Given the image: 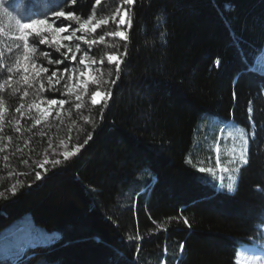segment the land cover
<instances>
[{
  "label": "trees",
  "instance_id": "obj_1",
  "mask_svg": "<svg viewBox=\"0 0 264 264\" xmlns=\"http://www.w3.org/2000/svg\"><path fill=\"white\" fill-rule=\"evenodd\" d=\"M5 7L21 23L63 20L59 12L109 18L90 51L103 62L98 85L107 84L109 98L93 105L91 84L67 131L71 157L42 158L35 103L5 83L11 64L0 65V233L30 214L59 234L9 264H236L240 247L264 241V73L253 67L264 50V0H5ZM121 8L130 12L126 40L109 35L119 31L112 19ZM109 55L120 58L119 70ZM232 119L248 134L252 121L254 137L229 193L206 160L214 164L210 147Z\"/></svg>",
  "mask_w": 264,
  "mask_h": 264
},
{
  "label": "rangeland",
  "instance_id": "obj_2",
  "mask_svg": "<svg viewBox=\"0 0 264 264\" xmlns=\"http://www.w3.org/2000/svg\"><path fill=\"white\" fill-rule=\"evenodd\" d=\"M125 13H127L125 19L129 23L121 26L119 21ZM61 19L63 20H60V18L43 20L47 23L43 25L36 24L26 29L28 51H25V41L16 39L20 35V29L16 23L17 20L6 12H0V42H5L7 49L6 52L3 49L4 46L0 45V65L3 66L5 63L11 64L13 73L10 81L13 80L18 87L28 91V95L32 98L31 100L35 105H39V108L36 107V120H39L40 123H36V126H38L45 139L44 150L41 154L45 160L59 155H65L68 152L70 137L67 131L69 130V126L77 121L76 119L79 117L78 109L80 107L77 108L76 105L79 104L81 106L82 99L89 93L92 87L91 84H94V87L97 86V89L91 94V99L97 91L102 93L101 97H97L98 101L103 100L105 103L109 98L107 84L98 85L103 73V62L90 54L92 45L98 41L95 39L94 34L99 27L94 32L77 30L75 36L71 40H68L65 37L71 36L74 29H79V25L67 24V19L64 17H61ZM105 19L109 22V18ZM112 20H117L118 26L120 27L119 31H125L128 36V28L130 25V12L128 9L121 8L118 10ZM97 21L99 20L94 17L91 23L95 24ZM22 24L31 25V23ZM49 25H51V28L48 27ZM61 27H67V31L56 33L52 30ZM80 36H84L85 40L81 41L79 39ZM35 39L38 41L46 39L48 43L45 44L43 41L41 43L46 47L54 49L56 53L54 54L41 48L34 42ZM54 40L59 41V43H54ZM77 44H79V51L76 50ZM41 53L46 54L48 59H45ZM65 53H67V56H65ZM85 53H87L86 56ZM73 54L76 56L74 61L70 59ZM26 56L27 60H25ZM81 59L85 60L84 64L80 63ZM51 61H63V63L55 64ZM33 64L37 67L42 66L47 68L48 72L41 73L40 77L32 79L31 68ZM24 67L29 68L28 73L23 71ZM253 67L257 72L264 73V50L254 62ZM65 69L68 71L66 72ZM53 72H56L55 77H52ZM26 74L30 77L28 83H24L23 80ZM48 77H52L53 83L51 85L48 82ZM58 77H63V79L59 83H55ZM41 83L44 84V90L38 92L36 90L40 87ZM65 84L73 88L72 93H68ZM26 88H32V90ZM53 88L56 90H52ZM34 89L36 90L34 91ZM58 91L60 92V97H51L52 93ZM43 92H49L50 95L43 96ZM77 96L80 97L79 100H77ZM53 99L57 101L64 100L65 103L62 106L59 104L49 106L48 101ZM94 102L97 101L94 100ZM99 104L101 103H97L96 105ZM45 108L50 113L46 118L42 116V110ZM219 119L212 120V123H218ZM86 120L87 118L84 121ZM251 130L252 132L248 134L245 127L239 126L232 119L222 127L221 132L217 135L216 141L210 147L213 151L214 164L208 158L206 160L208 164L207 171L212 178L218 180L219 188L223 191L229 192L227 190L228 183L234 185L235 191L239 170L244 165L241 162L240 154L243 152L244 158L247 160L249 138L254 137V124L252 121ZM211 133L212 131L209 134ZM194 159L195 161H199L196 157ZM262 231L264 235V227H262ZM58 236L59 234L56 230L46 229L36 225L31 215L27 214L17 219L0 233V264L15 262L20 256L25 254L31 245L47 244L57 239ZM236 264H264V241L258 245L240 247L236 254Z\"/></svg>",
  "mask_w": 264,
  "mask_h": 264
},
{
  "label": "snow or ice",
  "instance_id": "obj_3",
  "mask_svg": "<svg viewBox=\"0 0 264 264\" xmlns=\"http://www.w3.org/2000/svg\"><path fill=\"white\" fill-rule=\"evenodd\" d=\"M126 2L128 4H131L133 2V0H126ZM0 12H4V11H0ZM56 15L59 16V17H64L65 19L70 20V21H75L79 25V29H74L71 36L65 37V39H68V40H71L73 38V36H75V32L77 30L84 31V32H94L96 28L100 27V25L107 24L108 23V20L107 19H101V20L97 21L95 24H92L91 22L94 19V16L93 17H89L88 20L81 21L79 16H76V15H74L72 13H67L66 14L64 12H59ZM125 16H127V13H125L120 18L119 24L121 26L129 23V21L125 19ZM16 23H17V25L19 26V29H20V35L18 37H16V39L24 40L25 41V51H28V47H27V39H28V37H27V34H26V31L25 30L31 28L33 25H36V24L43 25V24H46L47 22L46 21H43V20H40V21H32L31 22V25H29V24H22V23H20L19 20H17ZM89 25H91V27H89ZM48 27L51 28V25H49ZM52 30L54 32H56V33H62V32L67 31V27L55 28V29H52ZM109 35H113V36H116V37H120V38L125 39V40L127 39V34H126L125 31H116L114 33H109ZM79 39L81 41H84L85 40V37L84 36H80ZM101 39H103V37H101ZM42 41L45 44L48 43V41L46 39L45 40H42ZM42 41H40V43ZM53 42L54 43H59V41H56V40H54ZM76 50L77 51L80 50L79 49V44L76 45ZM69 51H71V49H69ZM41 55L44 56L45 59H48V56L46 54L41 53ZM86 55H87V53H85V56ZM65 56H67V53H65ZM70 59L74 61L76 59L75 54H73ZM25 60H27V56L25 57ZM108 60L110 62H116L117 70H119V64L121 63L119 57L113 56V55H109L108 56ZM51 62L52 63H55V64L63 63V61H51ZM80 63L81 64H84L85 63V60L81 59ZM12 71H13L12 68H8V72L9 73H11ZM23 71L25 73H28L29 72V68L28 67H24ZM65 71L67 72L68 70L65 69ZM47 72H48V69L47 68H44L42 66L41 67H37L35 64H33L32 65V68H31V73H32L31 78L32 79H35L36 77H40L41 73H47ZM55 76H56V72H53L52 73V77H55ZM52 77H48V82H49L50 85L53 83ZM29 78H30L29 75H27V74L24 75V77H23L24 83H28ZM61 79H63V77H58L56 79L55 83H59ZM10 80H11V77H9V81ZM9 81H5V83H8ZM65 87L67 88L68 93H72L73 88L71 86L65 84ZM43 90H44V84L41 83L40 84V87L37 89V91L40 92V91H43ZM52 90L55 91L56 89L53 88ZM25 95H27V93H25ZM101 96H102V93L99 92V91H97L96 93H94L93 96H92V99H91V103L93 105H96L97 103H101V104L104 103L103 100H99L98 101V99H97V97H101ZM79 99H80V97L77 96V100H79ZM94 100L97 101V102H94ZM64 103H65L64 100L57 101V100L53 99V100L48 101L49 106L57 105V104H59V105L62 106ZM29 107L30 108L31 107H37V108H39V105H30ZM76 107L79 108L80 105L77 104ZM17 111L19 112V111H21V109L18 108ZM21 114L23 115V113H21ZM48 115H50L48 109L47 108L43 109L42 110V116H44L46 118ZM2 120H3V112L0 111V121H2ZM36 123L39 124L40 121L39 120H36ZM17 131H19V128H17ZM73 155H75V153H69V152H66L65 153V156H68V157H71ZM240 159H241V162L243 164H246L247 163V160L244 158L243 152H241V154H240ZM55 163L56 164H60L61 162L60 161H55ZM200 171L201 172H204L205 169L201 168ZM36 179H42V177L39 176V175H37ZM227 190L230 193L233 192L234 191V185L232 183H228L227 184ZM12 194L13 195L16 194V187L15 186L12 189ZM184 223H187V220H185Z\"/></svg>",
  "mask_w": 264,
  "mask_h": 264
},
{
  "label": "clouds",
  "instance_id": "obj_4",
  "mask_svg": "<svg viewBox=\"0 0 264 264\" xmlns=\"http://www.w3.org/2000/svg\"><path fill=\"white\" fill-rule=\"evenodd\" d=\"M0 11L8 12L5 7V0H0Z\"/></svg>",
  "mask_w": 264,
  "mask_h": 264
}]
</instances>
